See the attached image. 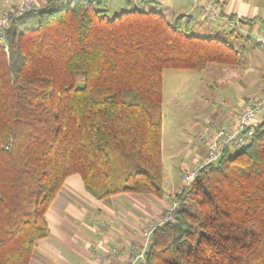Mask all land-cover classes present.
Masks as SVG:
<instances>
[{"label": "trees", "instance_id": "obj_1", "mask_svg": "<svg viewBox=\"0 0 264 264\" xmlns=\"http://www.w3.org/2000/svg\"><path fill=\"white\" fill-rule=\"evenodd\" d=\"M64 1L12 18L0 43V264H30L70 175L99 200L164 197L163 70L240 62L217 32L195 34L193 15ZM254 129L185 187L146 264H264V119Z\"/></svg>", "mask_w": 264, "mask_h": 264}, {"label": "crops", "instance_id": "obj_2", "mask_svg": "<svg viewBox=\"0 0 264 264\" xmlns=\"http://www.w3.org/2000/svg\"><path fill=\"white\" fill-rule=\"evenodd\" d=\"M146 1L149 7L156 6L173 17L193 15L196 28L200 24L198 16L205 19L204 13L191 0H126L125 3L143 6ZM216 1L221 7V15L217 18L219 22L228 23L231 16L238 21V18H244L252 25L240 22L242 27L249 26L253 32L264 35V0ZM43 4V1L39 2L40 6ZM210 31L219 32L215 28ZM243 39L248 41L246 37ZM257 46L253 51L255 63H247L250 69L243 72L245 79L242 82V89L245 90L251 86L252 78H257L259 74L257 79L260 82L256 90L249 95H240L241 107L238 111L226 114L216 124H232L234 117L264 88V46L258 43ZM241 47L244 49V45ZM263 119L264 111L256 122ZM186 169H189L188 164L180 169L181 178ZM124 198L131 201L126 202ZM168 204V200H136L131 193L99 200L87 191L79 174L70 175L46 213L50 234L36 243L30 264H126L129 256L141 245V230L156 221ZM110 205H119L121 210L116 211ZM140 214L144 223L140 221Z\"/></svg>", "mask_w": 264, "mask_h": 264}, {"label": "rangeland", "instance_id": "obj_3", "mask_svg": "<svg viewBox=\"0 0 264 264\" xmlns=\"http://www.w3.org/2000/svg\"><path fill=\"white\" fill-rule=\"evenodd\" d=\"M125 2L126 0H107L110 13L121 12L126 7ZM9 5L6 0H0V17L9 8ZM164 13L167 17L173 18L172 14ZM198 17L200 24L198 28H193V32L198 35L209 36L216 33L210 31L211 28H215L219 31L216 35L235 46L239 52L241 63L236 66L209 63L205 69L201 70L174 67L163 70L162 156L165 195L162 198H157L150 194L131 193L136 200L150 199L155 202L168 200V206H170L176 199L180 204L183 190L192 182L186 185L184 174L198 169L208 153L202 136L209 128L223 120L226 114L230 115L238 111L241 107L239 96L249 95L260 82L257 79L259 78L258 74L257 78H252L249 88L242 89V82L245 79L243 72L250 69L249 64L255 63L253 51L258 48L253 29L244 26L240 32L244 36L251 32V38L246 41V39L238 37L237 33L229 34L231 30L229 22L222 24L217 19L208 21ZM241 45H244V49ZM248 62L249 64H247ZM187 164L189 169L184 171L181 178L180 169ZM124 199L126 202L131 201L128 198ZM110 206L116 211L121 210L119 205ZM168 206L159 214V217L162 216ZM140 212L142 211L140 210ZM142 216L140 214V221L144 223ZM159 217L156 221L159 220Z\"/></svg>", "mask_w": 264, "mask_h": 264}, {"label": "built area", "instance_id": "obj_4", "mask_svg": "<svg viewBox=\"0 0 264 264\" xmlns=\"http://www.w3.org/2000/svg\"><path fill=\"white\" fill-rule=\"evenodd\" d=\"M44 3L47 0H7L10 4L9 8L0 17V43L6 45V30L10 26L11 20L14 17L22 16L32 9L39 7V2ZM67 0L64 1V4ZM196 8H199L208 21L216 20L221 15V7L216 0H191ZM231 29H236L242 32L243 27L237 19L229 20ZM251 35V32H249ZM256 41L264 46V35L254 33ZM264 111V88L260 95L246 105L235 117L232 124H216L209 128L202 140L206 143L207 156L198 169L188 171L184 174V181L187 185L193 181L200 169L211 163L217 162L226 150L235 152L244 149L251 138L254 136V126L257 124L256 119L261 112ZM179 208L178 200L174 199L173 203L163 212L158 221L152 222L142 230V241L140 247L133 252L126 264H146L147 251L152 243V234L157 226L170 222L174 219L175 214Z\"/></svg>", "mask_w": 264, "mask_h": 264}]
</instances>
